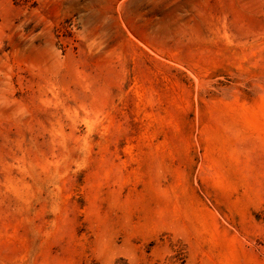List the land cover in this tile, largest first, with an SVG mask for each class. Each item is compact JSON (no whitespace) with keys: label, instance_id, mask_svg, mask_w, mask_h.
<instances>
[{"label":"rangeland","instance_id":"obj_1","mask_svg":"<svg viewBox=\"0 0 264 264\" xmlns=\"http://www.w3.org/2000/svg\"><path fill=\"white\" fill-rule=\"evenodd\" d=\"M0 264H264V0H0Z\"/></svg>","mask_w":264,"mask_h":264}]
</instances>
